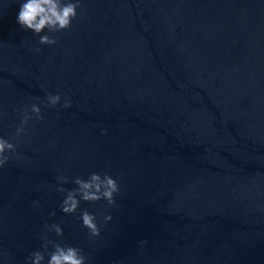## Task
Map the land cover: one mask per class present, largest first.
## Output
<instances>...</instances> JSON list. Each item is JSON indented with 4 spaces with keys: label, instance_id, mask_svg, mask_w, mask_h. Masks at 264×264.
<instances>
[{
    "label": "water",
    "instance_id": "water-1",
    "mask_svg": "<svg viewBox=\"0 0 264 264\" xmlns=\"http://www.w3.org/2000/svg\"><path fill=\"white\" fill-rule=\"evenodd\" d=\"M4 4L0 135L33 97L72 104H42L0 168L3 264H26L45 233L88 264H264V0H82L39 52L17 0ZM92 172L120 185L114 205L81 201L97 237L56 191L61 173Z\"/></svg>",
    "mask_w": 264,
    "mask_h": 264
},
{
    "label": "clouds",
    "instance_id": "clouds-1",
    "mask_svg": "<svg viewBox=\"0 0 264 264\" xmlns=\"http://www.w3.org/2000/svg\"><path fill=\"white\" fill-rule=\"evenodd\" d=\"M18 11L16 14V23L25 31H31L38 37L36 51L39 52V45H56L57 38L53 33L69 29L73 21L78 17L79 10L82 8V0H17ZM0 6H6L4 0H0ZM30 105H24L20 113V123L16 126L15 137L8 138L0 135V168L5 167L13 156L19 157L18 144L15 138L22 134H28V125L30 121H40L44 119L41 105L56 107L61 104L62 107H71V100L62 97L61 93L47 92L46 97H33ZM33 131L35 129L33 128ZM107 129L102 133L106 134ZM58 183L56 191L64 193L60 202V210L65 214H74L79 212L77 219L82 222L83 227L88 229L91 236L97 237L101 233V225L97 221V215L89 212L87 209H81V201L93 202L106 200L108 205L116 203L115 197L120 192L118 180L111 174L105 172H92L87 178L76 176L70 178L67 175L60 174L56 177ZM76 185L74 188H65L69 183ZM34 205H39L40 201L34 200ZM55 215V212L50 213ZM105 222L112 220L109 213L103 217ZM44 227L48 233H55L57 237L64 235V228L60 223H47ZM43 245L41 249L33 250L26 257V264H88V257L84 254L82 248L75 245L65 244L56 240L49 239L47 233L42 236ZM142 243H146L142 241ZM51 245V249H49ZM0 264L3 261L0 260Z\"/></svg>",
    "mask_w": 264,
    "mask_h": 264
}]
</instances>
